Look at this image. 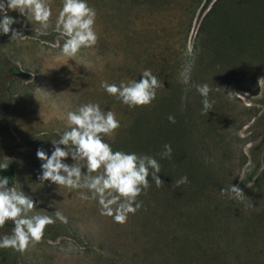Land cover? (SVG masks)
<instances>
[{"label":"rangeland","instance_id":"374dc122","mask_svg":"<svg viewBox=\"0 0 264 264\" xmlns=\"http://www.w3.org/2000/svg\"><path fill=\"white\" fill-rule=\"evenodd\" d=\"M88 2L98 39L75 58L61 53L66 37L54 30L62 0H49L46 34L18 10L8 15L24 37L0 34V161L8 157L14 184L41 202L33 211L67 217L23 252L0 249V264H264V0H219L206 17L215 0ZM144 69L164 82L150 105L130 108L101 87L139 80ZM203 83L215 100L208 113L195 87ZM88 102L121 121L105 137L114 150L161 165L164 183L152 182L123 223L102 214L97 199H83L86 189L39 180L36 150L50 154L68 127L66 111ZM166 143L173 151L162 158ZM182 176L188 182L173 187ZM231 184L240 198L221 194ZM13 227L7 221L0 235Z\"/></svg>","mask_w":264,"mask_h":264},{"label":"clouds","instance_id":"9594fccd","mask_svg":"<svg viewBox=\"0 0 264 264\" xmlns=\"http://www.w3.org/2000/svg\"><path fill=\"white\" fill-rule=\"evenodd\" d=\"M9 10H18L31 24L35 21L39 25V34H46L51 27L49 0H0V34L11 33V40L24 35L22 30L12 27L20 21L8 15ZM96 17L97 11L88 0H62L54 30L66 37L60 49L63 55L75 58L82 48L96 44ZM192 66L193 60L185 61L180 73L185 84L190 81ZM101 87L122 104L134 108L150 105L157 98L158 89L164 87V82L151 69H144L139 80L129 78L119 83L101 81ZM195 87L202 97L201 111L208 113L215 103L209 98L212 89L207 83ZM234 94L231 91L227 93L229 97ZM168 119L174 122L173 116ZM66 122L68 127L59 139L51 140L53 147L50 154L43 148L36 150L37 158L42 161L39 180L72 189H86L87 192L79 193L83 199H97L102 214L112 216L116 222H125L130 213L142 207V201L137 197L152 182L157 187L164 183L158 175L161 173L159 161L152 155L114 150L105 137L114 134L121 121L113 110L102 109L99 103L88 102L75 110L66 111ZM172 151V146L166 143L160 156L170 157ZM69 157L72 163L67 162ZM8 159L5 156L0 161V170L8 169ZM187 182L188 177L182 176L174 180L173 187ZM220 191L221 194H235L237 198L243 193L234 184ZM39 203L15 184L10 185L9 177L0 175V226L9 220L14 224L10 234L0 235V249L12 248L23 252L31 243L42 238L48 225L56 220L67 223V217L57 208L54 215L33 211L38 209ZM48 206L55 207L53 202Z\"/></svg>","mask_w":264,"mask_h":264},{"label":"trees","instance_id":"16d2710c","mask_svg":"<svg viewBox=\"0 0 264 264\" xmlns=\"http://www.w3.org/2000/svg\"><path fill=\"white\" fill-rule=\"evenodd\" d=\"M212 0H206L205 4H209ZM219 0H215V2L212 4V6L209 8V12L206 13L205 17L214 9V6ZM258 167V166H257ZM257 167H255L254 171L250 173L249 179L253 177L254 172L257 170ZM14 174H15V165L12 163L9 165L7 170H1L0 175L7 176L10 178V185L14 184ZM1 256V254H0Z\"/></svg>","mask_w":264,"mask_h":264}]
</instances>
